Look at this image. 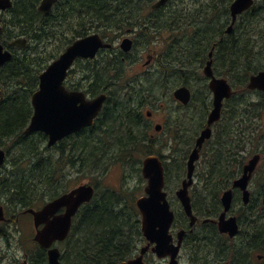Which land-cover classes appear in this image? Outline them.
<instances>
[{
    "label": "trees",
    "instance_id": "1",
    "mask_svg": "<svg viewBox=\"0 0 264 264\" xmlns=\"http://www.w3.org/2000/svg\"><path fill=\"white\" fill-rule=\"evenodd\" d=\"M134 1L139 3L136 8L140 9L153 2L106 0L107 10H116L106 18L102 35L115 39L136 25L137 44L153 56V66L139 77L131 75L129 62L126 64L109 52L95 64L80 62L83 76L90 77V89L106 92L107 102L92 128L50 149L41 147L47 140L44 134L24 136L22 132L31 116L29 96L37 88L38 75L63 51L64 45L60 42L56 49L49 47L52 28L46 26L39 33L35 32V22L27 15L30 23L27 34L32 43L23 50L22 62L10 63L11 81L23 88L25 104L22 111L20 106H12L7 120L4 117L7 135L14 137L10 146L13 151L19 149L7 187L9 203L19 205V210L43 205L65 192L71 181L65 180L70 169L83 176L88 166V172L98 173L100 178H91L97 191L92 201L79 210L71 233L61 244L60 264H117L131 258L143 245L135 206L142 183L141 160L151 154L164 157L162 142L149 137L139 113L145 106L153 105L162 93H170L177 86H187L196 95L204 82L200 68L212 46L215 47L216 72L226 78L236 92L227 102L212 139L204 147V169L209 171L199 174L200 184L228 185L237 178V173L231 170L240 169L247 157L264 144V129L255 123L264 110V95L258 93V100L247 99V92L243 90L251 74L264 70V0L256 1L250 10L241 14L229 35L224 31L230 24L229 6L233 0H170L163 9L147 17L150 22L145 27H142L144 23L135 21L140 16L123 12L130 9ZM74 34L77 36L80 32L75 30ZM65 85L71 88L67 82ZM18 122L21 125L12 127ZM79 138L81 142H70ZM175 163L180 167L184 160ZM112 166L122 170L120 186L99 189ZM164 166L168 184L169 170L166 164ZM131 177L138 179V186L127 184ZM175 210L177 219L182 221L179 207ZM25 253L30 264H47L45 250L38 248L29 252L27 248Z\"/></svg>",
    "mask_w": 264,
    "mask_h": 264
},
{
    "label": "flooded vegetation",
    "instance_id": "2",
    "mask_svg": "<svg viewBox=\"0 0 264 264\" xmlns=\"http://www.w3.org/2000/svg\"><path fill=\"white\" fill-rule=\"evenodd\" d=\"M42 1L43 0H12L10 6L5 8L0 7L1 54L9 53L11 55L9 60L0 63V150L3 152V160L0 165V209L5 217L4 221H0V238H5L8 244V250L0 255V262L8 258L11 251H16L15 249L12 250L10 247V241L14 239L18 241V245L22 248V257H13V264H20L23 261L29 264V257L23 249L25 235L24 233L22 234L20 229H17L21 214V211L18 209L19 205L9 203L7 192L10 176L14 173L13 166L15 156L12 155L13 149L10 146L11 142H14V140L10 142V139L14 137L7 135L8 128L5 121L7 120L6 116L8 115L9 109L13 108L12 106H20L22 111L25 104V98L22 95L23 88H19L18 86L20 85H14L12 83L9 68L11 62L23 61V57L21 56L23 54L22 52L32 43L30 34H27L30 29V27H27V25L30 24L27 17L35 22V32L42 30L41 28L46 26L52 28L51 39L47 42L48 46L51 48L56 49L63 43V48L65 49L73 41L93 34H98L103 40L111 44L109 49L99 50L94 59H77L69 70L67 77L68 82L73 73V67L79 62H83L84 64H95L96 62H100V58L103 56L105 57V53L107 52H109L110 56L117 55L121 61L126 62L127 55H130L132 51L123 53L116 43L120 42L125 37H129L132 40V50L137 44L135 35L137 30L136 25L133 28L126 29L127 35H120L115 38L117 40L116 43L114 42L115 39H108L102 35L106 29V18H110V14L116 10V8H114V10H107L106 0H56L47 13L41 12L39 9ZM157 1L158 0H153L146 8L141 9L136 8V4L139 3L134 1L135 4L131 5L129 12L140 16V18H136L135 21L144 23L142 27H145L146 24L150 22V19L147 17L163 9L170 2V0H168L165 5L153 9L152 5ZM1 5L3 4H0V6ZM109 6H112L111 3ZM119 11H121V8L118 9L117 12ZM108 12H110V14ZM75 30L80 32V34L74 36ZM19 40H25V45L23 47L12 45V43ZM212 48L213 46L209 51ZM145 53L147 57L144 64L146 62H148V64L144 65V67H149V69H151L153 66V56L148 52ZM207 55L204 64L207 61ZM203 65L200 68L202 77H204L202 73ZM87 71H89V69H87ZM212 71L216 78L222 77L216 72L214 57ZM142 74L144 73L141 72V75ZM204 78L206 87L197 90L196 95H194L193 91L189 88L191 100L187 105H182L172 96L174 91L183 85L174 87L171 90L172 99H170V101L173 104H164L162 106V122L156 123L154 119L156 110H147L146 106L139 113L141 123L148 129L149 137L151 139L156 137L158 138L157 141L160 140L159 142H162L166 160H184V169L179 171L174 170L176 171V175H182L179 185L174 188L175 190L168 187V189L174 192V196L176 191L181 187L182 181L185 179L187 160L194 150L196 140L201 131L207 127L208 116L213 108V94L208 87L210 78ZM82 81L86 82V86H83L82 83H71V88L69 89L81 90L87 99L103 93L102 90L96 92L94 89H90L91 81L89 76L87 78L83 76ZM31 94L29 96L30 107H32L30 101ZM193 100L195 101L194 104L191 102ZM227 102L228 100L223 101L221 117L223 116L222 114ZM16 125H21V123H14L12 127ZM215 127L216 123L210 127L212 135ZM78 134H80V132L74 134L73 137ZM205 143L206 141L204 144ZM204 144L200 150L199 160ZM260 147L261 159L247 186V203H243V193L240 189L232 187L234 180L224 186L200 184V175L209 170H198L197 164L199 160L195 163L193 182L188 188L192 214L196 217L194 225L192 227L189 226V218L185 215L179 200L177 201V207H179L183 215L182 221L177 219L176 210L171 206L174 211V216L168 233L171 238L170 245L173 248L179 247L175 258L176 264H264V167L260 168L264 162V149H262V146ZM245 152L246 150L243 149L242 153ZM244 164L245 162L240 169L231 170V172H236L237 177H240L243 172ZM197 180L198 184L196 183ZM228 190L232 191V202L230 210L226 213L225 218L233 216L237 220L239 231L234 237H230L225 233H220L218 230L219 218L224 210L221 197L223 193ZM167 193L169 196L168 190ZM10 208H16V210H12L9 214ZM63 211L64 209L58 211L57 214ZM11 226H14V228L11 229ZM32 230L34 236L35 229L33 225ZM180 232H183L182 235H179ZM33 236L31 240L34 245ZM209 237L211 240H209ZM145 244L146 242L143 243V245ZM153 246V244L150 245L148 252L144 256L145 264H170V256L164 258L156 257L151 251ZM240 251L241 253L239 254Z\"/></svg>",
    "mask_w": 264,
    "mask_h": 264
},
{
    "label": "water",
    "instance_id": "3",
    "mask_svg": "<svg viewBox=\"0 0 264 264\" xmlns=\"http://www.w3.org/2000/svg\"><path fill=\"white\" fill-rule=\"evenodd\" d=\"M11 1L0 0V4H3L0 7L10 6ZM55 1L43 0L39 6L40 11L47 13ZM167 1L158 0L152 5V8L157 9ZM255 1L257 0H233L229 7L231 22L225 30L226 34L232 31L237 17L249 10ZM12 45L23 47L25 40L16 41ZM110 46V44L104 43L103 39L97 34L76 40L39 75L38 89L31 96L33 114L23 134L36 132L45 134L47 136V147L50 148L62 139L93 126L94 120L106 100V95L101 94L87 100L84 93L67 90L63 82L67 77L68 69L77 58L93 59L99 49H108ZM131 48L132 41L130 39L125 38L121 41L120 49L122 52L127 53ZM208 57L209 60L203 68V74L205 77L210 78L209 89L213 93V108L208 116L207 127L201 131L196 140L195 148L187 161L186 179L182 181L181 188L176 192L184 213L190 219L189 225L191 227L195 223V217L192 215L188 187L192 184L194 164L199 158L202 144L211 136V125L220 119L223 100L229 99L233 94L231 86L225 79L213 76L211 68L212 50ZM10 58L9 53L1 54L0 49V63ZM246 89L258 90L264 93V71L250 76ZM173 97L186 105L190 101V91L186 87H180L174 91ZM2 160L3 152L0 150V165ZM259 161L260 156L258 154L252 156L243 166L242 175L232 184L233 188H239L243 193V203L248 202L247 185ZM141 174L146 180L145 195L138 198L135 204L140 214L141 232L146 240V245L140 249L137 256L118 264H145L144 255L151 244L154 245L151 251L158 258L170 256V264H176L175 258L179 247L173 248L170 245L171 238L168 231L173 221V212L169 208L166 194L163 191L164 169L162 161L154 155L146 156L142 160ZM94 191V187L91 185H80L47 202L40 209H27L23 212L32 216L35 229L33 240L42 249L46 250L47 264H60L61 252L52 245L67 238L71 229L72 218L81 205L92 200ZM231 200L232 191L224 192L221 197L224 210L219 218L218 229L220 233H227L230 237H233L238 230L236 219L234 217L225 218ZM61 209H64L63 213L57 214ZM4 220L3 212L0 209V221ZM182 233L180 232L179 235H182ZM21 264L27 263L23 261Z\"/></svg>",
    "mask_w": 264,
    "mask_h": 264
},
{
    "label": "rangeland",
    "instance_id": "4",
    "mask_svg": "<svg viewBox=\"0 0 264 264\" xmlns=\"http://www.w3.org/2000/svg\"><path fill=\"white\" fill-rule=\"evenodd\" d=\"M124 9L123 12L126 13V14H134L132 12H129V9L126 10ZM111 35H113L114 37L118 36L117 34L118 33H114V32H110ZM119 37V36H118ZM114 42L116 43L117 40L115 39ZM116 44H119V42H117ZM117 47V45H116ZM156 47V45L154 46V48ZM146 49H142L141 47H139V44H136V47L132 50L131 54L128 55L126 57V64L129 62V65H130V70H131V75H137V76H141V72L145 73L146 70L149 69L144 67V62L146 60V53H145ZM144 52V53H143ZM129 59V61H128ZM146 68V69H145ZM83 71L81 70V64L80 62L78 64H76L74 67H73V73L69 79V82L67 81V85H70L71 83H82L83 86H86V82H83L82 81V78H83ZM201 75V73H200ZM202 77V76H201ZM203 78V77H202ZM205 84V81L203 82V87L202 88H205L206 85ZM259 94L255 91L253 92H249V93H246V98L247 99H252V100H258L259 99ZM17 99H19L18 97H15ZM170 99H172V96H171V92H165V93H162V96L159 97L155 102H153V105H147L146 108L147 110H156V113L154 115V119L156 121V123H160L162 122V112H163V105L164 104H173ZM255 123L257 124V126H262V128L264 129V123H263V118L262 116L260 118H256L255 119ZM13 139H10V142L12 141ZM82 140V139H81ZM80 138L79 139H73V140H70V142H74V141H80ZM264 145V144H263ZM263 145H259L258 148L255 150V151H258L260 146H262L264 149V146ZM43 146L46 147V144L42 145L41 147L43 148ZM19 150V149H18ZM18 150H15V151H12V155L15 156V154L18 152ZM163 151V154L165 153L164 151V148L162 149ZM48 153V152H47ZM182 160V159H180ZM176 161H179V160H171V161H168L166 160V162L168 163L169 165V173H168V184L167 186L169 188H176L177 185H179V180L180 179H176V176H181L182 175H176L174 170H181V169H184V165H181L180 167L177 166V164L175 163ZM88 167V166H87ZM87 167L84 169V175L82 176L81 174L82 173H76V170H69V174L65 177V180L67 181H70L69 183V186L66 188L65 191H68L69 189L71 188H74L80 184H91V181L93 177H95L97 180H99V175L98 173H93V175H91L88 170H87ZM264 167V162L262 163V165L260 166V168H263ZM205 168V157H202L200 159V161L198 162L197 164V169L199 170H202ZM198 170H197V173H198ZM121 168L119 166H112L107 174L105 175V177L103 178L102 180V183L99 185V189H103V188H116L119 186V182L121 180ZM171 172V173H170ZM196 173V175H197ZM134 177V176H133ZM198 184V180L196 182ZM127 184L131 187H134V186H138V179L136 178H128V182ZM254 184V183H253ZM145 186V182L143 181L142 179V183H141V190H140V193L138 196L142 195L143 194V188ZM175 190V189H174ZM48 201V200H47ZM17 205V204H16ZM12 212V210H9V214ZM14 226H11V229H13ZM17 229H20L22 234L24 233L25 235V238H24V241H23V249L24 251L27 250L28 248V251L29 252H35L37 250V246L34 244H32V236H33V230H32V223H31V219H30V215L28 214H21L20 215V220H19V224L17 225ZM30 229H31V232H30ZM16 230V228H15ZM16 235V233H15ZM23 235V236H24ZM209 240H211V238L209 237ZM31 241V242H30ZM10 247L11 249H15L16 251H11L10 255L8 256V258L6 259H3L2 262H0V264H13L14 262V259L13 257H19L21 258L22 257V248L21 246H19L18 244V241L17 240H14L12 239L10 241ZM57 247L60 248V245L56 244ZM8 248V244H7V241L5 238H0V255L2 253H5L6 250ZM19 264V263H17Z\"/></svg>",
    "mask_w": 264,
    "mask_h": 264
},
{
    "label": "bare ground",
    "instance_id": "5",
    "mask_svg": "<svg viewBox=\"0 0 264 264\" xmlns=\"http://www.w3.org/2000/svg\"><path fill=\"white\" fill-rule=\"evenodd\" d=\"M94 3V2H93ZM96 4V3H95ZM101 5V4H100ZM117 6V5H116ZM101 8V7H100ZM132 10V9H131ZM110 14V12H108ZM111 15V14H110ZM109 17V16H108ZM204 47V46H203ZM202 51V50H201ZM220 53V52H219ZM196 56V55H195ZM173 59V58H172ZM194 60V59H193ZM202 60V58H201ZM203 61V60H202ZM160 63V62H159ZM169 70V69H168ZM176 70V69H175ZM237 78V77H236ZM141 85V84H140ZM205 85V84H204ZM101 86V85H100ZM109 87V86H108ZM104 89V88H103ZM128 91V90H127ZM201 93V92H200ZM148 94V93H147ZM150 96V95H149ZM113 99V98H112ZM131 101V100H130ZM116 103V102H115ZM143 104V103H142ZM118 108V107H117ZM115 109V108H114ZM122 110V109H121ZM118 111V109L116 110ZM120 112V111H119ZM119 116V115H118ZM178 166V164H177ZM222 169V168H221ZM220 170V169H219ZM213 174V173H212ZM212 176V175H211ZM218 178V177H217ZM115 225V224H114ZM115 238V237H114ZM112 241V240H111ZM131 241V240H130ZM79 243V242H78ZM128 245V244H127ZM116 248V247H115ZM118 249V248H117ZM122 250V249H121ZM83 253V252H82Z\"/></svg>",
    "mask_w": 264,
    "mask_h": 264
}]
</instances>
